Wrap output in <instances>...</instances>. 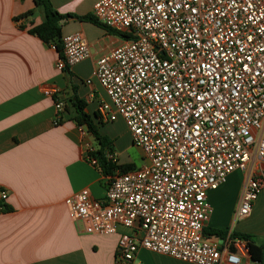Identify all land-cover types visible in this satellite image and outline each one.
Masks as SVG:
<instances>
[{
  "label": "built area",
  "instance_id": "obj_1",
  "mask_svg": "<svg viewBox=\"0 0 264 264\" xmlns=\"http://www.w3.org/2000/svg\"><path fill=\"white\" fill-rule=\"evenodd\" d=\"M93 12L130 35L95 62L108 97L99 118L121 117L145 162L107 176L103 198L88 188L67 197L70 216L86 233H119L115 264H135L142 248L193 264L251 260L248 240L204 229L213 212L208 193L232 172L246 173L233 224L251 215L264 188V0H99ZM62 46L59 69L91 56L81 32L63 36ZM43 92L59 123L60 89ZM85 146L98 166L96 147ZM108 157L119 165L116 154Z\"/></svg>",
  "mask_w": 264,
  "mask_h": 264
},
{
  "label": "crops",
  "instance_id": "obj_2",
  "mask_svg": "<svg viewBox=\"0 0 264 264\" xmlns=\"http://www.w3.org/2000/svg\"><path fill=\"white\" fill-rule=\"evenodd\" d=\"M98 1L50 0L59 13L71 15L60 22L62 37L81 32L91 48L89 58L62 70L56 66L59 52L29 32L45 20L44 9L33 0H0V191L8 194L0 203L9 207L0 205V264H115L119 233H86L66 203L83 188L96 198L106 194V176L86 156V142H97L74 121L72 103L74 97L84 100L86 111L96 116L100 101L108 97L94 76L95 62L125 40L79 18L93 15ZM48 86H57L66 102L59 123L54 98L43 92ZM100 132L113 140L119 164H135L121 145L125 137L132 143L121 117L104 122ZM259 172L264 173V164ZM245 178L244 171L235 170L209 191L213 212L207 227L249 234L264 244V188L251 215L232 221ZM135 264L193 263L142 248ZM241 264L259 263L245 258Z\"/></svg>",
  "mask_w": 264,
  "mask_h": 264
},
{
  "label": "trees",
  "instance_id": "obj_3",
  "mask_svg": "<svg viewBox=\"0 0 264 264\" xmlns=\"http://www.w3.org/2000/svg\"><path fill=\"white\" fill-rule=\"evenodd\" d=\"M36 6H40L44 9L45 20L40 24L33 25L29 29V32L39 36L45 43L55 45L56 50L59 52L60 57L63 56V46H62V33H61V20L71 16L70 14L63 15L59 13L52 6L50 0H33ZM31 12V11H29ZM29 14V13H28ZM80 19L92 21L104 28L108 29L109 32L123 36L125 39L130 37L129 34L110 29L102 24L95 15H85L79 17ZM72 103L76 108V116L74 121L80 125L87 127L88 132L94 137L97 142L96 150L93 152V155H96L98 158V167L104 174V176H111L114 174L117 168H120L121 171L126 172L136 168V165L133 163L128 164H119L114 163L108 156L109 154L114 153L113 149V140L107 135H104L100 132V125H103L104 122L99 118L98 112L96 116L93 117L90 113L86 111V102L78 97L72 98ZM1 206L5 209H9L8 206H5L0 203ZM204 234L207 236H216L225 238L228 234V230H215L210 227L204 229ZM232 237H241L248 240L249 253L251 260L259 264H264V244H256L252 239V236L245 233L232 232Z\"/></svg>",
  "mask_w": 264,
  "mask_h": 264
},
{
  "label": "rangeland",
  "instance_id": "obj_4",
  "mask_svg": "<svg viewBox=\"0 0 264 264\" xmlns=\"http://www.w3.org/2000/svg\"><path fill=\"white\" fill-rule=\"evenodd\" d=\"M121 145L124 149H126L125 155H129L135 162L137 167L141 166L145 162L142 150L139 147L133 145L132 143L127 142L126 137L124 139V142L121 141Z\"/></svg>",
  "mask_w": 264,
  "mask_h": 264
}]
</instances>
